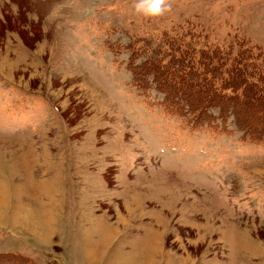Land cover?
I'll return each instance as SVG.
<instances>
[{"label":"rangeland","instance_id":"rangeland-1","mask_svg":"<svg viewBox=\"0 0 264 264\" xmlns=\"http://www.w3.org/2000/svg\"><path fill=\"white\" fill-rule=\"evenodd\" d=\"M173 4L0 0V264H264V111L204 128L127 69L264 97V0Z\"/></svg>","mask_w":264,"mask_h":264},{"label":"trees","instance_id":"trees-1","mask_svg":"<svg viewBox=\"0 0 264 264\" xmlns=\"http://www.w3.org/2000/svg\"><path fill=\"white\" fill-rule=\"evenodd\" d=\"M144 61L143 63L133 64V57L129 59L127 68L131 70L132 79L138 81L139 83L145 82V78L148 74L151 75L152 80L156 83L157 87L162 90L165 95V99H169L171 103L177 105V114H183V106L185 103L188 105L191 111L196 108L197 116L205 117V107L207 105H220L222 109L225 108L227 104L232 105L233 113L237 116L236 120L240 123L241 112L245 114L251 111L252 107H259L257 112L264 111V97L258 96L257 100H247L245 103L243 99L234 93L228 95H222V97H216L211 99L209 96H199L195 91L194 87L197 84L198 88L209 87L207 85L197 83V80H192L183 72L175 71L174 73L167 67L162 69L158 68L157 63ZM139 68V69H137ZM210 88V87H209ZM177 98L174 99L173 97ZM191 96H198V101L193 105L191 102ZM247 105L248 108L245 107ZM237 122V123H238ZM243 127V125H241ZM246 127V126H245Z\"/></svg>","mask_w":264,"mask_h":264},{"label":"clouds","instance_id":"clouds-1","mask_svg":"<svg viewBox=\"0 0 264 264\" xmlns=\"http://www.w3.org/2000/svg\"><path fill=\"white\" fill-rule=\"evenodd\" d=\"M173 6V0H131L132 12L147 19L164 17L171 13Z\"/></svg>","mask_w":264,"mask_h":264},{"label":"crops","instance_id":"crops-1","mask_svg":"<svg viewBox=\"0 0 264 264\" xmlns=\"http://www.w3.org/2000/svg\"><path fill=\"white\" fill-rule=\"evenodd\" d=\"M21 208L22 209L15 212V215H12L11 219H13L17 222V220H16L17 215L21 216L24 213L28 217V214H30L34 219V221H31V223L34 224L33 226L35 228L34 229L35 232L37 231L34 234L46 233L45 227L48 226L47 220H48V217L50 216L51 212H49L48 210L46 211L45 208H42V207H32L31 210L28 208V210L26 209L25 211H24V208H26V206L22 205ZM26 216H24V217H26ZM19 224H20V226L23 225L24 227H28V229H30V231H33L32 226L30 225L29 222L27 223V222H20L19 221ZM14 236H16V235H14ZM26 238H28V237H26Z\"/></svg>","mask_w":264,"mask_h":264},{"label":"bare ground","instance_id":"bare-ground-1","mask_svg":"<svg viewBox=\"0 0 264 264\" xmlns=\"http://www.w3.org/2000/svg\"><path fill=\"white\" fill-rule=\"evenodd\" d=\"M28 221H29L30 225L32 226V228H34L33 223H31V221H33V220L32 219H28Z\"/></svg>","mask_w":264,"mask_h":264}]
</instances>
